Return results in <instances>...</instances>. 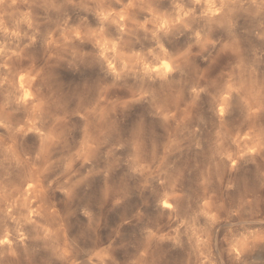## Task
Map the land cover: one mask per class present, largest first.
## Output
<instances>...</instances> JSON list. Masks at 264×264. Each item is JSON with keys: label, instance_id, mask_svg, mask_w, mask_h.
Returning a JSON list of instances; mask_svg holds the SVG:
<instances>
[{"label": "clouds", "instance_id": "clouds-1", "mask_svg": "<svg viewBox=\"0 0 264 264\" xmlns=\"http://www.w3.org/2000/svg\"><path fill=\"white\" fill-rule=\"evenodd\" d=\"M0 264H264V0H0Z\"/></svg>", "mask_w": 264, "mask_h": 264}, {"label": "rangeland", "instance_id": "rangeland-1", "mask_svg": "<svg viewBox=\"0 0 264 264\" xmlns=\"http://www.w3.org/2000/svg\"><path fill=\"white\" fill-rule=\"evenodd\" d=\"M182 159L184 160V162L186 164H190L194 169H195L197 164H201V166H203V167L207 166V162H205L203 160V158H201L200 160H197L195 157H191V156L185 155L184 157H182Z\"/></svg>", "mask_w": 264, "mask_h": 264}]
</instances>
